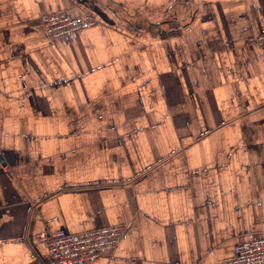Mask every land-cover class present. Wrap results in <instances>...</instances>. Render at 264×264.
<instances>
[{"label": "crops", "instance_id": "crops-1", "mask_svg": "<svg viewBox=\"0 0 264 264\" xmlns=\"http://www.w3.org/2000/svg\"><path fill=\"white\" fill-rule=\"evenodd\" d=\"M94 23L52 39L40 15ZM264 0H0V264L121 224L79 264H216L264 235Z\"/></svg>", "mask_w": 264, "mask_h": 264}, {"label": "built area", "instance_id": "built-area-1", "mask_svg": "<svg viewBox=\"0 0 264 264\" xmlns=\"http://www.w3.org/2000/svg\"><path fill=\"white\" fill-rule=\"evenodd\" d=\"M93 23L88 14L74 16L61 9L40 15V24L52 39L72 36ZM255 43L264 47V27L256 35ZM124 233L123 225L114 224L81 232L44 230L37 236L47 246L49 264H79L96 258L101 252L113 250ZM216 264H264V235L236 243L232 255Z\"/></svg>", "mask_w": 264, "mask_h": 264}]
</instances>
